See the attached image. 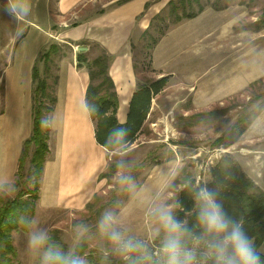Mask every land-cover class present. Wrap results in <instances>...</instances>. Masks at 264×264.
Listing matches in <instances>:
<instances>
[{
    "label": "rangeland",
    "instance_id": "obj_1",
    "mask_svg": "<svg viewBox=\"0 0 264 264\" xmlns=\"http://www.w3.org/2000/svg\"><path fill=\"white\" fill-rule=\"evenodd\" d=\"M57 1L23 0L20 13L15 17L0 10V161L5 146L26 121L27 112H24L22 101L31 80L33 53L47 42L36 60L44 73L40 57L52 43L58 44L50 61L52 80L59 60L72 52V47L59 42L60 37L54 34L59 27L65 26L60 25L65 18L57 10ZM174 1L178 16H183V5L179 0ZM191 2L192 6L188 1L185 4L187 12L198 11L201 5L204 10L197 16L206 10L214 12L207 17L211 30L204 39L203 48L192 51L194 55L177 68L172 79L166 77L162 91L152 98L134 142L108 151V163L121 159L134 162L130 175L138 186L137 191H129L118 184L117 171L101 179L95 193L99 196L96 207L102 208L101 213L105 209L123 212L124 226L134 236L147 238L150 235L147 203H141L146 193H140L139 189L159 190L161 169L171 167L178 173L175 190L165 193L169 202L179 199L186 180L210 185L214 178L213 168L225 156L238 164L264 191V0ZM5 3L6 0H0V6ZM100 4L98 2L97 7ZM171 10L168 3L152 19L147 33H142L133 45L140 83L149 85L160 79L152 68V51L148 49L151 37H159L161 32L166 33L183 20L191 19L177 21ZM73 22V19L69 21ZM103 50L93 46L86 55L92 59ZM106 170L107 167L102 172ZM12 180L14 182L15 177ZM34 217L37 226L50 233L58 229L69 247L73 246V224L83 222L95 232L97 223L85 208L35 211ZM12 240L14 263L35 264L26 252L24 231H13ZM88 242L86 254L99 258V239Z\"/></svg>",
    "mask_w": 264,
    "mask_h": 264
},
{
    "label": "crops",
    "instance_id": "obj_2",
    "mask_svg": "<svg viewBox=\"0 0 264 264\" xmlns=\"http://www.w3.org/2000/svg\"><path fill=\"white\" fill-rule=\"evenodd\" d=\"M170 1H57V10L65 18L60 25L65 26L59 27L54 34L60 37L59 42L69 44L72 52L59 60L55 74L58 80L55 85L56 104L50 120V154L44 164L36 213L56 209L83 210L97 193L101 182L99 174L108 164V150L97 142L94 121L82 107L90 77L85 64L78 66V47L86 46L87 50L83 52L87 53L93 46H98L112 56L109 72L118 94L117 117L123 123L140 83L133 45ZM98 2L101 3L99 7ZM211 11L185 19L161 36L151 56L152 68L158 72V78L168 76L172 79L177 68L194 55L191 52L203 48L204 39L211 30V24L207 22V17L214 13ZM71 19L74 22L70 24ZM46 44L38 46L33 53L31 73ZM33 85L31 74L29 86L24 91L26 97L22 101L24 112H27L26 121L5 146L4 157L0 161V175L11 179H14L18 168L23 142L32 133ZM158 94L153 97H158Z\"/></svg>",
    "mask_w": 264,
    "mask_h": 264
},
{
    "label": "clouds",
    "instance_id": "obj_3",
    "mask_svg": "<svg viewBox=\"0 0 264 264\" xmlns=\"http://www.w3.org/2000/svg\"><path fill=\"white\" fill-rule=\"evenodd\" d=\"M23 0H6L0 10L15 17L20 13ZM89 116L99 109L82 102ZM41 127L51 128L47 117H41ZM128 130L121 126L114 128L106 142L123 144ZM116 180L129 191H137L138 186L130 175L134 162L121 159L117 162ZM178 173L175 168L161 169L162 186L157 191L139 189L146 195L141 203H147L150 221V235L134 236L124 226V213L105 209L97 223L95 232L83 222L72 226L73 246L66 247L57 241L45 228L37 226L36 218L27 212L15 216V222L25 233V248L35 264H89L81 249L90 239L98 238L100 264H264V241L258 243L257 234L248 226L246 213L248 201L241 198L243 211L230 212L225 207L226 183L184 182L191 200V207L176 200L169 202L165 193L176 188ZM235 180L236 178H232ZM16 191L15 183L6 175H0V199L10 197ZM183 213V217L177 215Z\"/></svg>",
    "mask_w": 264,
    "mask_h": 264
},
{
    "label": "trees",
    "instance_id": "obj_4",
    "mask_svg": "<svg viewBox=\"0 0 264 264\" xmlns=\"http://www.w3.org/2000/svg\"><path fill=\"white\" fill-rule=\"evenodd\" d=\"M179 1L183 5V16H178L175 1L171 0L169 2V5L172 6L171 11L176 15L177 21L183 18L195 17L204 10V6L201 5L198 11L187 12L185 10V4L188 1V5L192 6L191 0ZM147 31L144 33H147ZM164 33L165 31L161 32L159 37H151L152 40L148 44L150 51L154 49ZM58 48V44L54 42L42 53L40 58L44 62V73L41 72L37 62L33 66V127L30 137L23 142L18 161V168L14 180L15 187L18 191L13 197L0 199V264H15L13 261L15 247L12 234L15 230H23L15 222V216L20 212H27L28 215L34 216L36 211L44 164L50 154V138L52 134V129L48 128L47 124L45 127H41L40 119L41 117H47L48 121H50L51 113L56 104L55 85L58 77L54 75L51 82L49 71L51 69L50 61L52 60V55ZM77 59L78 66L85 64L89 71L90 82L86 89L85 99L89 105L99 109L97 113L91 115L95 124L97 142L109 152L116 150L118 147L132 144L147 117L153 96L163 89L167 78L162 77L151 82L149 85L139 83L130 102L127 120L122 123L117 117L119 105L118 94L114 80L109 72L112 56L103 50L101 54L89 59L85 52L80 51L78 52ZM121 126L128 130V135L125 137L124 143L116 145L106 142L112 130ZM116 164L117 162L115 161L108 163L107 172H101L98 179L107 178L117 172ZM213 176V181L209 186L213 182L227 184L224 200L225 207L230 212L239 214L243 211L239 201L241 198L247 199L249 211L246 213V219L248 226L253 234H257V225H259L260 231L257 242L264 241V191L240 169L238 164L233 163V160L229 156L221 158L218 165L213 168ZM232 178L236 179L233 180ZM178 200L185 208L191 207V200L186 188L180 192ZM98 203L99 196L95 194L93 199L85 206L90 217L96 219V222L101 215L102 209L101 207H96ZM177 212L178 216L183 217L182 212ZM51 234L57 241L69 247L62 239L58 229H54ZM88 247L89 242H87L81 251L88 258L89 264L91 262L93 264H100V256L94 259L91 254H86ZM116 264H121V262L116 261Z\"/></svg>",
    "mask_w": 264,
    "mask_h": 264
},
{
    "label": "water",
    "instance_id": "obj_5",
    "mask_svg": "<svg viewBox=\"0 0 264 264\" xmlns=\"http://www.w3.org/2000/svg\"><path fill=\"white\" fill-rule=\"evenodd\" d=\"M78 50L79 51H85V50H87V47L86 46H79Z\"/></svg>",
    "mask_w": 264,
    "mask_h": 264
}]
</instances>
